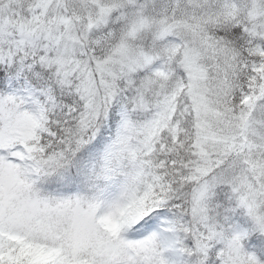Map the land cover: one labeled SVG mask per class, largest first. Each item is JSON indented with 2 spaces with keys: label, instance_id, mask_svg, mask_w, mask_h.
Masks as SVG:
<instances>
[{
  "label": "snow or ice",
  "instance_id": "obj_1",
  "mask_svg": "<svg viewBox=\"0 0 264 264\" xmlns=\"http://www.w3.org/2000/svg\"><path fill=\"white\" fill-rule=\"evenodd\" d=\"M0 264H264V0H0Z\"/></svg>",
  "mask_w": 264,
  "mask_h": 264
}]
</instances>
